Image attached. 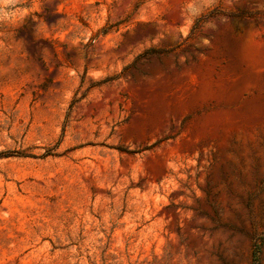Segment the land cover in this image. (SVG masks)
Returning <instances> with one entry per match:
<instances>
[{
	"label": "rangeland",
	"instance_id": "obj_1",
	"mask_svg": "<svg viewBox=\"0 0 264 264\" xmlns=\"http://www.w3.org/2000/svg\"><path fill=\"white\" fill-rule=\"evenodd\" d=\"M0 264H264V0H0Z\"/></svg>",
	"mask_w": 264,
	"mask_h": 264
},
{
	"label": "trees",
	"instance_id": "obj_2",
	"mask_svg": "<svg viewBox=\"0 0 264 264\" xmlns=\"http://www.w3.org/2000/svg\"><path fill=\"white\" fill-rule=\"evenodd\" d=\"M261 246H262V243L260 244V246L257 247V250L255 251V254H254V259L256 261V263H258L260 261V253H261Z\"/></svg>",
	"mask_w": 264,
	"mask_h": 264
}]
</instances>
